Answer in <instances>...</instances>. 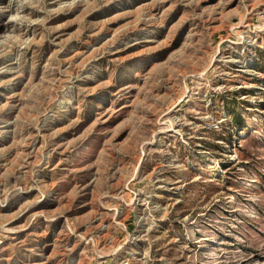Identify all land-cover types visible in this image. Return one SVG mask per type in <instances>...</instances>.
Instances as JSON below:
<instances>
[{
  "label": "rangeland",
  "instance_id": "1",
  "mask_svg": "<svg viewBox=\"0 0 264 264\" xmlns=\"http://www.w3.org/2000/svg\"><path fill=\"white\" fill-rule=\"evenodd\" d=\"M0 264H264V0H0Z\"/></svg>",
  "mask_w": 264,
  "mask_h": 264
}]
</instances>
